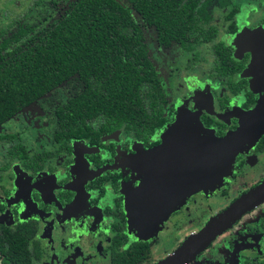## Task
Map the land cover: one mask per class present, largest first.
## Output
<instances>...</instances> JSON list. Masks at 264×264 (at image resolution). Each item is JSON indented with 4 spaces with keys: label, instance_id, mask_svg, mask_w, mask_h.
I'll use <instances>...</instances> for the list:
<instances>
[{
    "label": "flooded vegetation",
    "instance_id": "af4514ba",
    "mask_svg": "<svg viewBox=\"0 0 264 264\" xmlns=\"http://www.w3.org/2000/svg\"><path fill=\"white\" fill-rule=\"evenodd\" d=\"M38 2L0 0V55L27 51L31 39L43 36L75 0L56 4L44 19H36ZM208 12L199 22L202 34L195 31L183 42L170 40L166 45L158 42V29L135 14L154 32L153 60L134 19L162 97L155 125L143 134L139 125L123 123L98 136L77 137L62 129L57 110L79 93L76 74L31 101L22 98L16 108L9 107L12 114L0 119V264H157L264 181V0L211 1ZM24 59L0 56V62ZM205 61L210 68L199 71ZM157 64L162 65L164 85ZM68 85L72 95L56 100L50 122L38 127L45 135L37 137V127L28 124L34 116L31 107ZM181 113L197 118L216 137L242 125L247 135L227 164L228 177L214 185L220 190L216 202L211 201V218L184 234L175 228L192 212L188 207L196 200L193 194L182 196L151 224H136L127 212L130 198L135 203L143 184L155 191L180 188L176 169H167L173 154L150 157L144 152L159 146L160 135ZM35 120L40 121L37 116ZM234 186L237 190L230 195ZM158 240L172 244L154 258L152 242ZM179 264H264V198Z\"/></svg>",
    "mask_w": 264,
    "mask_h": 264
},
{
    "label": "trees",
    "instance_id": "16d2710c",
    "mask_svg": "<svg viewBox=\"0 0 264 264\" xmlns=\"http://www.w3.org/2000/svg\"><path fill=\"white\" fill-rule=\"evenodd\" d=\"M211 1L226 2L75 0L43 36L31 39L27 51L0 55L25 58L0 62V119L12 114L9 107L16 108V100L31 101L76 74L79 93L57 110L62 129L77 137L98 136L121 123L139 125L142 134L149 131L161 112L162 97L129 8L146 25H154L158 42L166 45L170 40L183 42L195 31L202 34L199 22L209 17ZM93 122L97 126L91 129Z\"/></svg>",
    "mask_w": 264,
    "mask_h": 264
},
{
    "label": "water",
    "instance_id": "95a60500",
    "mask_svg": "<svg viewBox=\"0 0 264 264\" xmlns=\"http://www.w3.org/2000/svg\"><path fill=\"white\" fill-rule=\"evenodd\" d=\"M245 138L247 135L244 125L236 132L216 137L211 131L203 128L197 118L179 114L160 135L159 146L146 150L144 154L153 157L156 154L164 156L172 153L171 159H167V169L173 172L176 169L180 188L155 191L146 190L149 184H143L135 203L131 197L127 205L132 222L140 225L151 224L171 210L182 196L191 194L211 180L221 179V172L227 170V164ZM174 153L177 156H174ZM215 170L217 172H214ZM263 198L264 181L239 197L201 231L157 264H179L185 257L194 255L237 215ZM138 199L141 200L140 204H137Z\"/></svg>",
    "mask_w": 264,
    "mask_h": 264
},
{
    "label": "rangeland",
    "instance_id": "374dc122",
    "mask_svg": "<svg viewBox=\"0 0 264 264\" xmlns=\"http://www.w3.org/2000/svg\"><path fill=\"white\" fill-rule=\"evenodd\" d=\"M55 2L56 3H54V0H39V2H38L39 5L36 6L37 12H38L36 19L37 18H39V19L46 18L49 13H51L52 11H54L56 9V6H55L56 4L65 5V4H67V2H69V0H55ZM132 17L136 21H138L140 28L143 32L145 42L148 44V47L151 51V53H149V57L151 56L150 58L153 59V56H154L153 53H155L154 48L152 47L153 41H154V32L152 29L143 26V24L141 25V21L137 15L133 14ZM199 48H201V47H199ZM199 50L203 51L202 49H199ZM184 55L188 56V54H184ZM200 62H201V60H200ZM156 67H157V70L159 71V73H161V77H162L161 81H162V84L164 85L165 74H164V72H162V65H158ZM209 68H210L209 61L208 62L205 61L203 66H201V70L199 69V71H206ZM179 70L180 69H177L176 71L178 72ZM191 70H192V68H191ZM72 85H73V83H72ZM72 85H68L65 87L61 86L59 89H57L58 91L62 92L61 94L58 93V95H55V96H53V94H51L50 96H46L40 103H37L36 105L31 107V109H35L34 110V116L29 118L28 124H29L30 128L37 127V134H36L37 137L41 136V135H45L43 133V131L38 129V127L40 125H42L43 126L42 128H44L46 122L47 121H48V123L50 122L49 116L52 113V110H53V107L55 105L56 100L61 101V100L67 99L68 97H70L72 95V87H71ZM62 88L65 90H69V91L64 94ZM73 88L75 89L74 92H76L78 90V87H76V88L73 87ZM164 90H165V88H164ZM259 105L260 104H258L257 108L259 107ZM36 116H37V118L40 119L39 122H37L35 120ZM33 118H34V120H33ZM228 172H229L228 169L226 171L221 172L222 173L221 179L216 180V181L211 180L210 182L202 185L201 187L197 188L194 192L189 194V195L193 194L194 195L193 197L196 198V200L193 201L192 203H190V206L188 207V211L191 210L192 212H190V215L188 216V219H187L185 224H178L177 227L176 226L173 227V228L176 227L175 228V229H177L176 232L184 234L185 232L196 230L199 226L202 225V223H204L205 221H208L211 218V215L215 211V206L212 205L211 201L215 200L214 203L216 202V199H217L216 194H218V192L220 190L219 189L220 186H219V188H216V187L220 183H222L223 178L228 177ZM238 182H240V179H238ZM216 183H217V186L214 187V185ZM198 189H200V190H198ZM230 189H231L230 195H232L237 190V186H234ZM210 195H215L214 196L215 199H213V198H210L209 200L206 199ZM226 197L229 198V195H227ZM219 200H221V202H222L221 198ZM152 243L154 244V246H153L151 257H154V258L156 256L162 255V253H163L162 250L164 249L165 246L167 248L168 246H170V244H172V243H169L168 245H164L162 243V241H159V240H158V242H152Z\"/></svg>",
    "mask_w": 264,
    "mask_h": 264
}]
</instances>
